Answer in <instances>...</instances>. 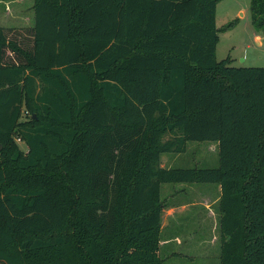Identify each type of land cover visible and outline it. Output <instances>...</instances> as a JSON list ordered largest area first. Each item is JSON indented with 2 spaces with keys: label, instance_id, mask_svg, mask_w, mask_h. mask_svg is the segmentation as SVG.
Returning <instances> with one entry per match:
<instances>
[{
  "label": "trees",
  "instance_id": "1",
  "mask_svg": "<svg viewBox=\"0 0 264 264\" xmlns=\"http://www.w3.org/2000/svg\"><path fill=\"white\" fill-rule=\"evenodd\" d=\"M219 1L33 0L0 26V264H161L160 186L197 182L219 264H264V67L216 60ZM189 141L218 166H160Z\"/></svg>",
  "mask_w": 264,
  "mask_h": 264
},
{
  "label": "rangeland",
  "instance_id": "2",
  "mask_svg": "<svg viewBox=\"0 0 264 264\" xmlns=\"http://www.w3.org/2000/svg\"><path fill=\"white\" fill-rule=\"evenodd\" d=\"M5 1V0H3ZM20 3L11 2L6 5L7 16H0V25L12 26L14 33L25 32L21 25H26L33 19V0H18ZM17 10H13V5ZM21 4V6H19ZM1 6V5H0ZM250 0H220L216 7V29L218 43L215 50L216 60H222L228 56L234 67H264V27L255 37L256 30L251 24ZM21 12V14H20ZM3 14V13H2ZM18 16L24 21L18 23ZM231 23V24H230ZM230 24V25H228ZM24 27V26H23ZM257 40V41H256ZM20 147L25 150L22 143ZM214 146V148H213ZM172 156L169 165L172 168H212L218 166V150L216 142L189 141L183 153H165L164 156ZM174 155H179V157ZM189 185L190 183H185ZM166 185V186H165ZM161 190V198L166 196L168 187L180 190L176 195L167 197L168 201L178 199L184 201L191 199L193 194H185L178 183H166ZM202 192L206 185L216 187L214 183H194ZM198 192V193H199ZM184 222L186 225L174 227L168 233L175 234V240H171L166 249L159 251L161 264H219L220 239L218 226L211 223L198 224V220L190 218ZM205 222V221H204ZM178 240V243L177 241ZM176 241V242H175Z\"/></svg>",
  "mask_w": 264,
  "mask_h": 264
},
{
  "label": "crops",
  "instance_id": "3",
  "mask_svg": "<svg viewBox=\"0 0 264 264\" xmlns=\"http://www.w3.org/2000/svg\"><path fill=\"white\" fill-rule=\"evenodd\" d=\"M11 2L20 3L18 0H0V16H5L6 18V10H8L6 5L8 6V3ZM15 3L13 5V10H17V5L15 6ZM19 6H21V4ZM17 18L20 19L18 14ZM20 22H22V20ZM255 37H260V35L255 34ZM163 155L164 154L160 156V166L164 168H170L171 166L169 163H171L172 156L169 155L167 157H163ZM175 156L179 157V155H174V158ZM178 184L179 186H182L181 191H183V193L193 195L191 199L187 198L184 201H180L178 199L168 201L167 197L176 195L177 192L180 191L171 186L166 190L167 195L161 198L165 201V208L161 213L160 221V251L166 249V246L170 245L171 240H175V234L168 233V231L173 230L174 227L186 225L184 224V222L187 221L186 219L191 220L190 218H196V220H198V224L203 223L205 225L206 223H211L212 226H218L217 200L220 195L219 185L214 188H212L213 186L211 187V185H206V187L203 188L202 192L200 193L199 191H196L198 188L195 187L194 183H190L189 185H186L185 183ZM164 185L165 184H161L160 186V196ZM176 241L178 243V240Z\"/></svg>",
  "mask_w": 264,
  "mask_h": 264
},
{
  "label": "water",
  "instance_id": "4",
  "mask_svg": "<svg viewBox=\"0 0 264 264\" xmlns=\"http://www.w3.org/2000/svg\"><path fill=\"white\" fill-rule=\"evenodd\" d=\"M0 147H1V145H0Z\"/></svg>",
  "mask_w": 264,
  "mask_h": 264
}]
</instances>
